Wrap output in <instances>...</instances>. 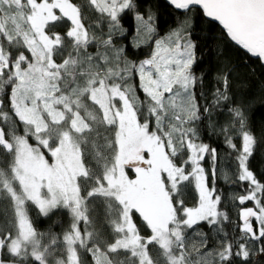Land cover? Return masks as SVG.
Instances as JSON below:
<instances>
[{
  "label": "snow or ice",
  "instance_id": "obj_1",
  "mask_svg": "<svg viewBox=\"0 0 264 264\" xmlns=\"http://www.w3.org/2000/svg\"><path fill=\"white\" fill-rule=\"evenodd\" d=\"M167 3L183 15L161 36L148 0H0V264H253L264 255V183L250 167L258 139L248 102L230 94L235 68L221 47L264 62V0ZM128 17L131 46L150 48L138 62L117 43ZM201 18L221 28L210 100L196 70ZM221 109L223 125L212 120ZM202 125L223 136L235 181L247 183L232 198L255 201L239 212V236L225 232L220 153ZM33 206L44 217L66 210L68 228L40 231Z\"/></svg>",
  "mask_w": 264,
  "mask_h": 264
},
{
  "label": "trees",
  "instance_id": "obj_2",
  "mask_svg": "<svg viewBox=\"0 0 264 264\" xmlns=\"http://www.w3.org/2000/svg\"><path fill=\"white\" fill-rule=\"evenodd\" d=\"M151 9L158 16V32L161 36L168 33L171 28H174L177 23V17L183 13L175 12L162 0H148ZM144 10V4H141V11ZM128 29L125 37L118 39V44H123L129 54V59H134L137 62L150 54V48L146 45H141L139 49H134L131 45L134 43L133 37L136 35L134 30V21L128 17L125 23ZM196 31L193 34L194 39L199 44L197 55L201 57L199 64L196 67L197 73H205L202 91L210 100V93L214 88V76L217 68L220 66L217 56V43L220 41L221 29L214 23L201 18L195 24ZM202 29V30H201ZM63 31V29H62ZM143 38H147L144 36ZM224 49L225 56L231 61L235 70L232 72L231 95H234L238 101L248 102V119L250 127L258 139V144L255 149V154L251 158L250 167L254 171L257 178L264 183V68L257 60H252L246 54L230 43L227 46L221 45ZM222 63H227L223 61ZM138 85V80L135 81ZM138 90V94L143 98V93ZM203 103V101H201ZM212 115V120L223 125L228 119L226 109L218 110ZM205 121V125H207ZM210 126L202 125L200 127L201 139L218 149L220 153V162L218 164L219 179L216 186L222 196V211L226 212L229 220L224 222L225 232L230 236H239V228L237 225L242 224L239 219V212L243 207H253L254 204L249 202L241 206L237 200L232 197L239 196L245 193L247 187L246 182L235 181V155L230 153L231 149L223 143V136L211 135ZM238 145L241 143L239 139L235 141ZM206 167H210L208 162H205ZM264 198V197H262ZM195 200V193H191L188 198V204L191 206ZM2 208V205H0ZM38 210L32 207L30 215L35 219L36 227L46 232L51 229L56 234L62 235L63 231L68 228L71 218L66 210H54L48 217L37 215ZM137 223L140 221L137 219ZM255 225V221L253 220ZM147 235V231L144 232ZM215 239V237H214ZM253 264H264V255H257L252 258ZM239 264V262H238Z\"/></svg>",
  "mask_w": 264,
  "mask_h": 264
},
{
  "label": "water",
  "instance_id": "obj_3",
  "mask_svg": "<svg viewBox=\"0 0 264 264\" xmlns=\"http://www.w3.org/2000/svg\"><path fill=\"white\" fill-rule=\"evenodd\" d=\"M162 1H164L171 9H173V7H171L168 3H167V0H162ZM174 10V9H173ZM175 12H178V13H182V11H176V10H174ZM208 21V20H207ZM212 23H214V22H212ZM214 24H216L219 28H220V26L218 25V23H214ZM221 29V28H220ZM240 50V49H239ZM243 53H244V51L243 50H241ZM244 54H246V53H244ZM249 58H251L252 60H257V61H259L260 62V64H261V66L264 68V62H261L258 58H254V57H251L250 56V54H246ZM254 220V219H253ZM240 222L242 223V221L240 220Z\"/></svg>",
  "mask_w": 264,
  "mask_h": 264
},
{
  "label": "rangeland",
  "instance_id": "obj_4",
  "mask_svg": "<svg viewBox=\"0 0 264 264\" xmlns=\"http://www.w3.org/2000/svg\"><path fill=\"white\" fill-rule=\"evenodd\" d=\"M238 201V200H237ZM239 202V201H238ZM246 203H249V202H246ZM251 203L254 204L253 208L255 209V201H251Z\"/></svg>",
  "mask_w": 264,
  "mask_h": 264
}]
</instances>
